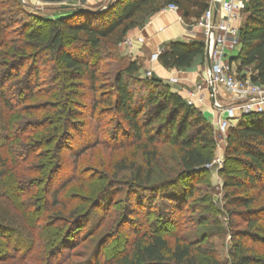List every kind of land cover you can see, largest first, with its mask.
Instances as JSON below:
<instances>
[{"label":"trees","instance_id":"16d2710c","mask_svg":"<svg viewBox=\"0 0 264 264\" xmlns=\"http://www.w3.org/2000/svg\"><path fill=\"white\" fill-rule=\"evenodd\" d=\"M168 4L178 8L184 23L193 24L208 9L210 0H115L101 11L71 8V13L57 19H36L48 29L45 37L35 29L27 32L30 25L25 23L12 31L10 28L15 22L9 25L11 27L7 22L27 14L20 0H0V147L10 149L9 160L0 157V179L11 181L10 178L16 176L15 169L21 165H36L42 159L49 162L43 172L46 180H28L27 190H37L36 186L42 181L45 195L39 199L41 207L66 213L68 218H65L73 220L65 237L97 208L114 182L106 181L101 190L100 185L97 187L99 190L94 192L89 211L83 214L79 213L83 197L77 192L70 196L67 191L75 180H63L55 190L51 189L61 168L60 151L72 139V132L79 133L86 124L75 111L78 106L75 100L86 95L79 90L89 94L86 97L90 101L88 119L97 125L89 127L86 135L79 136L80 143L76 147L79 151L74 154V162L86 150L110 141L119 147H136L142 152L150 173L144 174L139 167L128 181L129 189L153 193L145 205L149 209L158 200L176 214L194 198L197 186L203 184L208 175L215 147L214 127L197 108L171 92L167 84L154 77L140 78L137 61L121 56L117 50L130 30ZM243 13L246 18L239 29V51L234 60L240 61L238 72L249 68L250 82L264 89V0H247ZM197 56L204 58L203 42H175L158 55V62L164 69H185ZM40 67L53 73L54 89L44 109L24 105L40 88ZM19 111L48 115L34 124L19 123L16 121ZM104 120L109 124V133L101 127ZM33 134H38L39 138L28 141L25 136ZM109 134V139H100ZM17 140H25L26 144H19ZM15 143L19 145L12 148ZM160 144L175 148L177 171L171 170L165 179L148 185ZM52 145L51 150L48 147ZM224 151L219 174L223 179L228 225L221 229V235L231 242L228 257L219 258L215 247L206 241L210 234L202 241L193 242L185 241L176 233L170 234L171 227L176 228L174 224L179 215H175L174 220L167 216L159 221L161 212L157 211L148 231L141 235L137 231L130 247L113 264H264V113L245 115L236 126L229 127ZM21 185L18 182L17 187L22 189ZM12 188L11 194L5 192L3 197L12 200ZM33 204L30 199L20 201L25 212L31 210ZM164 212L163 217L167 215ZM34 214H27V218ZM55 218L61 223L65 220ZM0 232L12 233L13 237L18 234L17 229L3 224H0ZM250 241L262 246L259 254L246 253L250 248L245 244ZM61 242L54 243L53 253L64 239Z\"/></svg>","mask_w":264,"mask_h":264},{"label":"rangeland","instance_id":"374dc122","mask_svg":"<svg viewBox=\"0 0 264 264\" xmlns=\"http://www.w3.org/2000/svg\"><path fill=\"white\" fill-rule=\"evenodd\" d=\"M20 1L27 15L23 16L20 14L16 16L17 20H10L6 25L9 26L12 22H15L13 23L15 26L10 28L13 31L25 23L30 25L27 32L35 29L38 30L41 36L45 37L48 29L44 24L36 21L37 18L40 20L57 19L58 17L71 13V8L98 6L99 9H102L109 3L112 4L115 0H72L61 3H43L37 0ZM178 14L180 13L178 12ZM203 15L193 24H185L188 25L190 29H198L201 33L202 42L204 43L205 27L198 26L199 21L204 24L206 23V19H202ZM149 17L144 18L141 24ZM127 35L128 33L117 46L118 53H120V45L123 43L130 45V40ZM224 60L226 63L227 60ZM50 65L52 64H49V67H51ZM200 67V81L204 83L206 67L203 57L200 62ZM237 69L238 66H235L233 72L230 71V73L238 80L249 79L251 71L249 68H244L240 72H238ZM24 72L25 70L23 69L22 74ZM242 76L245 78L242 79ZM52 77L53 73L47 72L45 67H40V88L33 98L24 103L25 106L32 108L42 107V109H44V104L50 101L48 95L54 89L51 83ZM199 88L200 85L195 86L196 90ZM218 90L221 92L218 93V97H221L223 92L228 93L223 87H220ZM79 91L80 93H86V95H84V98L75 100L78 103V106H75V111H78V113L82 115L81 121H85L86 124L82 126L83 129L79 130V133L72 132V139H70L68 145L66 144L60 151L59 161L61 168L58 173V179L52 183L51 189L55 190L59 182L63 180L66 181L69 178L75 180V184L73 183V186L67 189V191H70V196L77 192L79 196L81 195L83 197L80 203L82 204L81 209H79V213L83 214L89 211V205L91 199L96 195L94 192L98 189L97 187L100 185L99 189L101 190L105 188L102 187V185L104 186L106 181L113 180L114 182L112 181V186L106 190V195L98 204L97 208L93 209L87 218L81 219L72 232L65 237L70 230L69 228L73 220L66 219L68 218L66 213L59 214L55 209L47 211L41 207L42 203L39 199L43 197V194L45 195L44 190H42V181L36 186L37 190L36 188L27 190L29 189L27 186L28 180L33 182H36V180H46L45 173L43 174V172L46 170V166L49 167V162H45L42 159L37 162L38 165H21L19 168L15 169L16 176L13 178L11 177V181L7 182L5 179H0V224L10 225L18 230V234L14 237L12 233L0 232V264H113L115 260L124 255V250L130 247V242L136 237L135 234L137 231L140 232L139 235L145 232V230L146 232L148 231L149 224L155 220L157 211L161 212L160 216L157 218L159 221L167 216L168 218L170 217L169 219L174 220V216L179 215L174 224L176 228H174V226L171 227L169 233H176L187 242L202 241L203 237L206 235H212L208 237L206 241L215 247L219 258L225 260L228 257L231 242L228 237L221 235V229H226L228 222L225 217L226 200L224 199L225 191L223 190V179L219 172L224 162V150L228 129L225 131L224 135L221 134L217 130V123L220 118L225 119L227 113L225 112L219 118V114L214 113V109L210 112V124L215 130L213 161L211 166L207 169L208 175L205 177V181L203 184L197 186L194 198L188 200L185 206L181 207L180 213L178 212L179 214H176L172 212L169 206H165L167 204H163L162 201L160 202L158 200H156L153 207L149 209L148 206L146 207L145 205L149 202L150 198H152L153 193L143 194L142 192H133L129 189L128 181H131V176L139 167L141 169L143 168L144 174L150 173V170L148 171V168L145 167L144 158L141 154L142 152L136 147H119L115 145L113 141H110L104 145H98L93 149L86 150L85 153L74 162V154L76 151H79V149L76 148L79 142V136L86 135L87 132L85 131L89 127L94 128L97 125L96 122L89 121L88 119L90 101H88L86 97H88L87 95L89 94L84 90ZM228 94L230 95L229 98L226 97L224 99L229 103L239 99L235 95ZM193 95L190 94V97L187 98L185 102H191L194 107L195 100ZM30 110L28 109V111ZM38 110L40 109L38 108ZM235 113L239 114L238 110H236ZM18 114V120L16 121H19V123L31 122L32 124H34L35 121H43L48 115L43 112L35 111L30 114L19 111ZM228 123L231 127L236 126L238 121L232 120ZM101 127L107 132L110 129L106 120L101 123ZM25 137L28 141L33 142L39 138V135L33 134ZM109 138L110 134L100 136V139ZM17 141L19 144L21 142L26 144L25 140ZM19 144L15 143L12 145V148ZM48 148L52 150L54 146L52 145ZM8 150L10 149L6 148L4 145L0 147L1 159L9 160V155L7 154ZM157 152L158 156L153 163L148 185L165 179L166 175L171 174V170L177 171V154L173 146L169 144H160L157 147ZM29 170L31 172H29ZM77 179L79 180L76 181ZM18 182L22 184V189L17 187ZM3 183L4 187L2 186ZM11 186L14 187V189ZM11 188L14 198L9 200L6 196L3 197V195L5 192L11 194ZM19 193H21V197L19 196L18 198L17 195H19ZM206 198H209V200H205ZM27 199L32 200V204L35 203L30 205V208H32L31 210L25 212L26 209L20 206V201H26ZM162 211H165L167 215L163 217ZM27 214L34 215L32 218H29V220L27 218L29 215ZM56 216H59V218H66L64 222L61 223L55 218ZM63 239V244L53 253L55 248L54 243L58 241L61 242ZM245 245L250 248L246 251L249 255L259 254L263 249L261 245L252 241L246 242Z\"/></svg>","mask_w":264,"mask_h":264},{"label":"crops","instance_id":"0c3cea01","mask_svg":"<svg viewBox=\"0 0 264 264\" xmlns=\"http://www.w3.org/2000/svg\"><path fill=\"white\" fill-rule=\"evenodd\" d=\"M87 9L97 10L98 6H87ZM221 16L220 12L218 13ZM246 15L241 12L238 17L232 21V26L238 31L245 22ZM127 37L130 45L122 44L119 47L121 56L128 57L140 64L138 76L140 78L154 77L167 84L171 92L177 94L184 101L193 95L195 100V108H197L203 116L210 122V112L214 109L215 101L222 108L230 106L224 98L228 97V93H224L218 97L219 88L216 87L214 95L212 94L210 85L207 84V65L205 63V82L200 81L201 67L200 62L202 56H197L190 67L185 69H164L157 61H152L151 56L155 53H161L171 43L181 42H202L201 33L196 28L186 25L181 15L173 12L157 13L150 16L143 24L128 32ZM239 47L226 51V60L230 71L233 72L234 67L240 64L239 60H234L238 54ZM205 61V60H204ZM196 85H200L198 90ZM221 99V100H220ZM214 113L218 114L214 109Z\"/></svg>","mask_w":264,"mask_h":264},{"label":"built area","instance_id":"2783aa9c","mask_svg":"<svg viewBox=\"0 0 264 264\" xmlns=\"http://www.w3.org/2000/svg\"><path fill=\"white\" fill-rule=\"evenodd\" d=\"M220 7L219 14L214 17L212 0L208 9L204 12L202 19H206V23L199 21L198 26L205 27L204 55L208 48V56L210 60V68L207 67V84H213L214 90L216 87H223L224 90L231 95L237 96L239 99L226 108H222L215 101L213 102L214 109L218 112L219 118L225 112V119H219L217 130L221 134L230 127V121H238L248 114L264 113V89L250 82L249 79L238 80L230 73L228 62L226 59V51L234 50L239 47V31L232 27L231 23L238 15L244 11L247 0H218ZM160 13L173 12L178 13V8L174 4L164 6ZM155 53L151 56L152 61L158 60V55ZM205 60V58H204ZM206 63V61H205ZM207 65V64H206ZM147 76H151L150 73ZM214 95V91H213ZM192 106L191 102H186ZM238 110V113L235 111ZM211 166V165H210ZM209 166V167H210Z\"/></svg>","mask_w":264,"mask_h":264},{"label":"water","instance_id":"95a60500","mask_svg":"<svg viewBox=\"0 0 264 264\" xmlns=\"http://www.w3.org/2000/svg\"><path fill=\"white\" fill-rule=\"evenodd\" d=\"M110 5V3L106 6V8ZM212 6H213V12H214V17L217 16L218 14V11H219V7H220V4H219V1L218 0H212ZM81 11H84V12H93V10H90V9H87V8H79ZM104 8L102 9H99L97 11H101V10H104ZM204 58H205V61H206V64H207V67L210 68V60H209V56H208V48H206V51H205V55H204ZM210 88H211V91H212V94H213V91H214V85L213 84H210Z\"/></svg>","mask_w":264,"mask_h":264}]
</instances>
